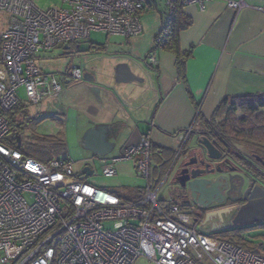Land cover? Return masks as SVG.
Masks as SVG:
<instances>
[{
    "label": "built area",
    "instance_id": "1",
    "mask_svg": "<svg viewBox=\"0 0 264 264\" xmlns=\"http://www.w3.org/2000/svg\"><path fill=\"white\" fill-rule=\"evenodd\" d=\"M169 18L179 1L164 0ZM62 6L43 10L36 0H0L9 16L0 47V264H264V256L200 231V220L179 203H161L151 176L150 139L125 146L113 163L136 161L146 180L143 196L125 202L117 194L92 185L68 159L40 162L20 148L4 143L11 126L4 115L22 102L38 105L63 91L53 73L42 72L40 53L86 40L92 32L133 37L142 33L141 15L147 0H60ZM240 9L242 4L230 2ZM165 37H158L161 47ZM148 62L157 64L155 55ZM68 75L83 80L82 68ZM177 156H175V160ZM104 164L102 176L117 170ZM110 223L111 228H105Z\"/></svg>",
    "mask_w": 264,
    "mask_h": 264
},
{
    "label": "crops",
    "instance_id": "2",
    "mask_svg": "<svg viewBox=\"0 0 264 264\" xmlns=\"http://www.w3.org/2000/svg\"><path fill=\"white\" fill-rule=\"evenodd\" d=\"M230 2H240L244 7L235 10L229 6ZM150 5L141 15L143 29L138 36L104 33L105 40L95 41L91 39L92 32L88 39L82 40L85 45L78 41L61 46L60 56L71 59L63 73L49 71L45 66L50 52L40 53L39 69L55 74L63 91L43 101L37 116H32L34 105L26 102L24 91L20 93L24 94L22 103L27 106L28 118L33 123L51 120L64 130L57 136L65 140L66 153L54 155L52 160L70 159L80 173L84 160L92 158L82 146L86 132L98 126H109L113 132L109 133L108 140L114 148L106 157L97 158L95 173L96 165L102 171L101 160H106L117 170L116 176L135 171L144 179L136 170V161L114 164L112 160L120 156L125 146L148 138L154 147L155 185L159 187L165 180L162 190L176 174L179 163L175 152L188 130L192 131L188 146L196 147L198 134H205L208 122L225 99L232 103V99L241 96H264V0H207L203 6L186 5L183 13L191 19V25L180 32L179 47L181 54L191 52V55L186 60L183 76L179 74L175 54L155 44L168 19L167 6L164 0L150 1ZM8 23L9 16L0 11V39ZM152 54L157 64L148 62ZM72 65L84 67V75L93 77L95 83L71 79L68 69ZM95 87L99 88L98 92L93 91ZM71 127L77 132V147L68 142ZM117 142L121 146L120 154L112 158ZM95 173L85 176L86 179L98 188L117 194L125 202H136L145 192V185H118L120 187L110 189L100 186L92 179ZM161 190L158 194L161 203L171 201L182 205L173 194L172 186L167 198L159 197ZM135 264L155 263L142 257Z\"/></svg>",
    "mask_w": 264,
    "mask_h": 264
},
{
    "label": "trees",
    "instance_id": "3",
    "mask_svg": "<svg viewBox=\"0 0 264 264\" xmlns=\"http://www.w3.org/2000/svg\"><path fill=\"white\" fill-rule=\"evenodd\" d=\"M150 1L155 3L158 0H147L145 8L151 6ZM184 7L185 5L183 2L179 1V3H177L174 16L171 18L168 16L158 36L165 37V42L161 44L162 49H166L175 54L177 68L181 76L184 75L186 60L191 55V52L181 54L179 47L180 32L191 25V19L184 16ZM167 11L169 15V10ZM232 100V103H230L229 99H225L222 102L216 114L208 122L205 135H208L211 141H214L219 148L227 152L236 163L240 162L252 165L254 161L251 159V154H248L247 151L244 152L241 149H236L235 143H239L236 142L239 137H246L250 139L253 147L258 150L252 153L264 155V96L249 95L237 97ZM4 115L7 117L11 126V133L4 140V143L12 148H17L18 140L24 139L23 135L25 129H23V127L26 123H32L33 120L28 118L27 106L22 102L10 112L4 113ZM20 115L23 116V118H21L23 120L22 123L17 122L16 119L17 116L20 117ZM32 137H35V141L31 140ZM32 137L28 140V143H26V148L23 149L21 145L20 149L29 157L48 163L52 160L54 155L62 156L66 153V142L60 137H57L58 142L54 143V145L58 143L56 149L49 145L51 141L48 139L49 137L41 135H34ZM53 149H55V151H53ZM222 234L223 233H212V235L217 238ZM224 234L226 233L224 232ZM224 234L222 236L223 238L219 239L229 241L245 250L264 256L262 250L252 242L246 239L236 240L234 238L235 236L227 238Z\"/></svg>",
    "mask_w": 264,
    "mask_h": 264
},
{
    "label": "water",
    "instance_id": "4",
    "mask_svg": "<svg viewBox=\"0 0 264 264\" xmlns=\"http://www.w3.org/2000/svg\"><path fill=\"white\" fill-rule=\"evenodd\" d=\"M83 79L87 82L95 83L94 78L87 74L84 75ZM93 91L98 92L99 88L95 87ZM110 132L112 133L113 130L109 126H98L86 132L82 146L87 152L92 154V158L84 160V168L80 171V175L91 177L95 173L94 162L97 158L106 157L112 152L114 144L108 140ZM198 135L199 138L196 141L195 148L205 152L206 160L213 163L220 162L223 159V152L207 136L202 134ZM20 142L19 139L18 148L20 147ZM255 159L264 166L263 158L256 156ZM195 164H197L196 160L182 162L174 177V180L181 186V189L186 190V193L178 192L176 197L187 207L195 206L206 211L213 205H224L226 198L232 191L241 193L240 191L246 185L245 179L247 183L254 182L251 176L233 175L236 172L235 169L230 170V173L226 174L221 170L210 168L211 164L203 165V169L196 167ZM192 166L195 167L192 168ZM217 174L219 176L216 177ZM234 180L240 182L239 187L233 186ZM230 185L232 187L229 190ZM235 188L238 190H235ZM245 197L247 204L236 213L235 217L230 220L228 226L223 229L264 222V189L261 187H249L245 192ZM227 212V210H222L207 213L206 218L208 220L212 216H219L223 219V215H227ZM212 232H218V230L215 229Z\"/></svg>",
    "mask_w": 264,
    "mask_h": 264
},
{
    "label": "rangeland",
    "instance_id": "5",
    "mask_svg": "<svg viewBox=\"0 0 264 264\" xmlns=\"http://www.w3.org/2000/svg\"><path fill=\"white\" fill-rule=\"evenodd\" d=\"M36 3L38 5L39 8L43 9V10H47L49 8L52 7H61L62 4L60 2V0H36ZM236 3H240V2H236ZM242 4V3H240ZM244 7V4H242V7L240 9H242ZM235 10H239V9H235ZM4 13V12H3ZM106 35L102 32H93L91 34V39L95 40V41H103L106 39ZM81 43V45H85V41L80 40L79 41ZM62 47H56L52 50H50V53H47L46 57L47 59H49L48 62H46V68H48L49 71H53V72H64L67 65L70 63L71 59L70 58H65L60 56L62 54ZM83 71L84 67L82 68ZM22 96V99L24 98V94L20 93V97ZM41 104L38 105H34L31 108V112H32V116L35 117L37 116V113H39V107ZM242 116V115H239ZM17 122H21L22 123V119L21 117L17 116ZM36 122V121H35ZM26 123L25 126L23 127V129H25V133L23 135L22 140H20L21 144L20 147L22 145L23 149L26 148V143H28V140L35 135V132L39 133V135L41 134L44 136H49V140H51L49 142V145L53 146L56 149V146L58 145V143H56L54 145L55 142H58V136L60 134V131H63V129L58 128L59 126L51 121V120H42L41 123L39 124V122L36 123ZM39 125V126H38ZM37 129V130H36ZM68 142L73 146L76 144L77 147V142H78V136H77V132L74 130L73 127H71V129L68 131ZM38 135V134H37ZM54 136V137H53ZM31 140L35 141V137H32ZM239 143H235V148L237 149H241L242 151H247L248 154L254 152V151H258L257 149H255L253 147V144H251L250 139H247L246 137H239V139L236 141ZM116 149L113 151V153L111 154V157H115V156H119L120 154V147L118 145V142L115 143ZM19 145V143L17 144V146ZM19 147V148H20ZM55 149H53V151H55ZM84 155V154H83ZM70 156L72 157V154L70 153ZM85 157H87L86 155H84ZM79 168H81V166H79ZM78 169V168H77ZM96 170L97 173H95L96 176H94L92 179L94 181H96L100 186L103 187H109L110 188H114L115 186L120 185L121 187H136V186H146V180L142 179L140 176L138 177V175L135 174V171H131L129 172V174H123L120 176H114L113 178H105L103 177L102 171L100 166H98V164L96 165ZM101 171V172H100ZM154 180L156 179L155 177H152ZM172 178L173 176L170 177V180L166 183V185L164 186V188L161 190L160 196L162 198H167L169 195V186H171L172 184ZM118 186V187H120ZM117 188V187H116ZM202 222L200 221V231L201 233L204 234H212L215 232H212L213 230H217L220 228H224L226 226H228L231 217L230 216H223V219H221L219 216H212L210 217V219L207 220V218H203L201 217ZM105 228H111L112 225L110 223H106ZM220 227V228H217ZM224 230V229H223ZM222 230V231H223ZM224 232L226 234H224ZM223 233L227 238L231 237V236H235L234 238L236 240H240V239H246L247 241L252 242L255 246L259 247L262 250V253L264 254V223H256V224H249L246 227H233L230 229H225ZM228 232V233H227ZM222 235L218 236V238H223ZM263 246V248H262Z\"/></svg>",
    "mask_w": 264,
    "mask_h": 264
},
{
    "label": "flooded vegetation",
    "instance_id": "6",
    "mask_svg": "<svg viewBox=\"0 0 264 264\" xmlns=\"http://www.w3.org/2000/svg\"><path fill=\"white\" fill-rule=\"evenodd\" d=\"M191 134H192V131L188 130L186 132V134L183 135L182 143H181L180 147L175 152L176 153L175 156H177L176 162L179 163L178 166L176 167L177 168L176 171L179 169L182 162H186L188 160H196L197 164H195V166L202 168V169H203V167H202L203 165L205 166L206 164H211L210 168H212V169L215 168V169L221 170L226 174H229L230 170L235 169L236 172L233 173V175L237 176L238 174H240L242 176H251L254 179L253 183H247V180L245 179L246 185H245V187L242 188V191H240L241 193H237V191H232L230 193V195L226 198L224 205H219V206L213 205L212 207H210V209H208L206 211L199 209L195 206H188V208L190 209L191 212L192 211L195 212L194 214L197 216L196 219L198 218L201 222H202L201 217L205 218L207 216V213L217 212V211H222V210H227L228 211L227 215L226 214L225 215L230 216L231 219H233L235 217L236 213H238V211L243 206H245L247 204V200L245 197V192H246L247 188H249V187H253V188L261 187L264 189V166L261 162H258L255 159L256 156H259V157L264 159V155L263 154L261 155L260 153H250L251 159L254 161L253 165H248L246 163H240V162L236 163L227 152H225L223 149L219 148L216 145V143L213 141L215 143V145L217 146V148L221 152H223V159L218 163H213L211 161L206 160L205 152H203V150H199L195 147L190 148L188 146V142L191 139ZM205 136L208 137V135H205ZM151 144H152V142H151ZM153 148L154 147L152 144V150H153ZM177 163H175V164H177ZM195 166H192V168ZM154 170H155V168H154V165H152V161H151V176L152 177H153V171ZM167 176L169 177V173ZM217 176H219V175L217 174L216 177ZM174 177L172 179V184H171V186L173 187V194L177 196L178 192L186 193V190L181 189V186L176 183V181L174 180ZM211 177H209V178H211ZM239 184H240V182L238 180H234L233 186L239 187ZM231 187L232 186L230 185L229 190ZM235 190H238V189L235 188ZM225 215H223V216H225ZM261 223H264V222H261ZM246 226H248V225L233 226V227H246ZM217 228H220V227H217ZM217 230H218V232H215V233L224 232L225 229L223 230L222 228H220Z\"/></svg>",
    "mask_w": 264,
    "mask_h": 264
}]
</instances>
